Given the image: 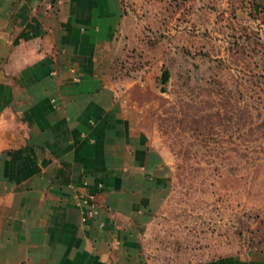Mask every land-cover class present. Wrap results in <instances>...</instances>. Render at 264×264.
Instances as JSON below:
<instances>
[{
	"label": "crops",
	"instance_id": "crops-1",
	"mask_svg": "<svg viewBox=\"0 0 264 264\" xmlns=\"http://www.w3.org/2000/svg\"><path fill=\"white\" fill-rule=\"evenodd\" d=\"M119 13L118 0H0V264H149L139 240L167 172L99 53Z\"/></svg>",
	"mask_w": 264,
	"mask_h": 264
},
{
	"label": "rangeland",
	"instance_id": "rangeland-1",
	"mask_svg": "<svg viewBox=\"0 0 264 264\" xmlns=\"http://www.w3.org/2000/svg\"><path fill=\"white\" fill-rule=\"evenodd\" d=\"M99 50L167 188L149 264L264 252V0H118Z\"/></svg>",
	"mask_w": 264,
	"mask_h": 264
},
{
	"label": "built area",
	"instance_id": "built-area-1",
	"mask_svg": "<svg viewBox=\"0 0 264 264\" xmlns=\"http://www.w3.org/2000/svg\"><path fill=\"white\" fill-rule=\"evenodd\" d=\"M80 201L82 202V203H87V198L86 197H80ZM97 213V210L96 209H94V208H91L90 210H88L87 212H86V215H84L83 216V221H85L87 218H91L92 216H94L95 214Z\"/></svg>",
	"mask_w": 264,
	"mask_h": 264
}]
</instances>
